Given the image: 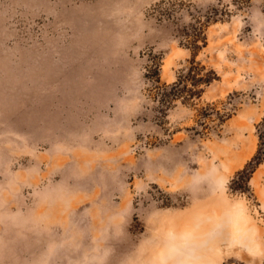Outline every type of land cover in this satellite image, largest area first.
<instances>
[{
    "label": "rangeland",
    "instance_id": "rangeland-1",
    "mask_svg": "<svg viewBox=\"0 0 264 264\" xmlns=\"http://www.w3.org/2000/svg\"><path fill=\"white\" fill-rule=\"evenodd\" d=\"M235 203L212 264H264V0H0V264H170Z\"/></svg>",
    "mask_w": 264,
    "mask_h": 264
},
{
    "label": "bare ground",
    "instance_id": "bare-ground-1",
    "mask_svg": "<svg viewBox=\"0 0 264 264\" xmlns=\"http://www.w3.org/2000/svg\"><path fill=\"white\" fill-rule=\"evenodd\" d=\"M226 205H228L229 210L227 208H224L226 210L225 213H223V214L218 213V215H220L219 217H217L218 215H215L217 219L214 217L215 220H214L213 224H211L212 226L211 227L209 226L210 228H208V229L206 228V226L204 225V223H202V221L200 219V216L203 217V212H202V215H199L200 214L199 210L198 209L195 210V212L198 211V213L197 212L196 213L199 217L195 216V218L193 219V222H191V224H190V225H192V227H190L184 233H183L184 230H181L182 229L181 228L180 230L183 233L181 235V239L179 238V240H178L175 236V239L177 240L176 241L174 239V237L172 236L173 237V238H171L172 240H169L170 242L166 243L167 249L165 250V252L167 250L168 251H167V254L165 256L168 258H174V261L170 264H212V263H214L212 258H216V257H214V255H216V256L217 255L218 256L224 255V254H222L223 251L221 252V254H219V252L216 253V250H224V251L227 250V251L231 252L234 249L245 250L248 248L249 243H250V240H248L250 238H248V237H249V234L251 235V233H250V229L248 230L247 226L245 227V229H244V226H240V223L243 220V217L241 216L242 210H241V208L239 209L238 207L239 206L241 207L242 204L238 205V203L237 204L235 203V205H233V206L235 207L236 205H238V207L236 206L237 208H232V209H230V207H229L231 204H226ZM226 205H224V206L227 207ZM211 210H213V209L211 208L210 211ZM215 210L216 209H214L213 211L215 212ZM217 210H218V207H217ZM191 211H189V213ZM207 211H209V210H207ZM192 212L194 214V211H192ZM244 212H245V210H244ZM189 213H186V215H189ZM211 213H213V212L211 211ZM204 214H206V213L204 212ZM214 214H216V212ZM245 214H246V212H245ZM190 215H191V213H190ZM206 215H208V214H206ZM209 215H210V213H209ZM183 216L185 217V215H183ZM206 218H204V220ZM249 219H247V220L249 221ZM179 221H180V219H179ZM181 221L185 222V220H183V219H181ZM191 221H192V219H191ZM206 221H204V222H206ZM248 221L246 222L247 224L250 223L251 220L249 222ZM184 222H183V224H184ZM187 222L190 223L189 220ZM241 224H243V221ZM244 224H245V222H244ZM248 225H251V224H248ZM184 226L186 227V224ZM248 227L252 228L253 226L252 227L248 226ZM173 229L172 228L169 229L171 231V235L173 233L172 232ZM174 230H177V229H174ZM178 230H179V228H178ZM177 231L175 233H177ZM255 231H253V232H255ZM180 234L181 233L179 231V237H180ZM254 234L256 235V232L253 233V235ZM253 235H252V237H253ZM177 236H178V234H177ZM163 239H164V237H163ZM252 240H253V238H252ZM164 241H166V239ZM164 241H162L163 246L165 244ZM252 242L253 241H251V245H252ZM256 243L257 242H255L254 244L257 245ZM160 246H162V244ZM252 247L254 248L253 245H252ZM252 247H251V250H254V249H252ZM229 252H227V257L229 256ZM235 252L237 253V251H234V254H235ZM157 253L159 254V252H157ZM157 253H156V255H158ZM224 253H226V251ZM244 253H246V252H244ZM160 255L161 254H159V256ZM238 255H240V254H238ZM218 259L221 260V258H217L216 260H218ZM156 260H158V259H156ZM160 261L162 262L163 260H159L158 262H160ZM163 264H165V263H163ZM166 264H168V263H166Z\"/></svg>",
    "mask_w": 264,
    "mask_h": 264
}]
</instances>
